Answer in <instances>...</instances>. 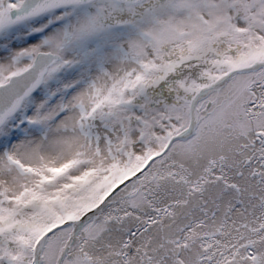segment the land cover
Segmentation results:
<instances>
[{
	"label": "snow or ice",
	"instance_id": "snow-or-ice-1",
	"mask_svg": "<svg viewBox=\"0 0 264 264\" xmlns=\"http://www.w3.org/2000/svg\"><path fill=\"white\" fill-rule=\"evenodd\" d=\"M0 264H264V0H0Z\"/></svg>",
	"mask_w": 264,
	"mask_h": 264
}]
</instances>
